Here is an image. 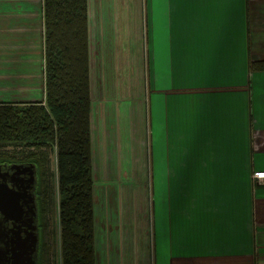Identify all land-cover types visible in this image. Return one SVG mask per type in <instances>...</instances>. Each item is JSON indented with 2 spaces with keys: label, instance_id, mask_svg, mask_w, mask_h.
I'll return each instance as SVG.
<instances>
[{
  "label": "crops",
  "instance_id": "0c3cea01",
  "mask_svg": "<svg viewBox=\"0 0 264 264\" xmlns=\"http://www.w3.org/2000/svg\"><path fill=\"white\" fill-rule=\"evenodd\" d=\"M86 34L100 168L138 90L139 176L97 179L94 264H264V0H86ZM42 36L41 0H0V103L42 98Z\"/></svg>",
  "mask_w": 264,
  "mask_h": 264
},
{
  "label": "trees",
  "instance_id": "16d2710c",
  "mask_svg": "<svg viewBox=\"0 0 264 264\" xmlns=\"http://www.w3.org/2000/svg\"><path fill=\"white\" fill-rule=\"evenodd\" d=\"M41 7L42 98L0 103V157L33 165L41 233L56 194L59 264H94L86 0ZM249 68L264 70V60Z\"/></svg>",
  "mask_w": 264,
  "mask_h": 264
},
{
  "label": "rangeland",
  "instance_id": "374dc122",
  "mask_svg": "<svg viewBox=\"0 0 264 264\" xmlns=\"http://www.w3.org/2000/svg\"><path fill=\"white\" fill-rule=\"evenodd\" d=\"M134 75L132 74V81L137 84V82L134 81ZM159 77H161L162 74H157ZM128 76V74H127ZM114 77V74H93V81L96 84V88L94 92L96 93V97H94L93 102H103L105 101V98H99V94L102 95V90L98 87V82L101 81V86H103V80L104 78H107V81H111V79ZM143 77V81H144ZM100 80V81H99ZM138 81V80H137ZM108 82V84H109ZM133 83V86L128 89L126 93V107L124 108L123 112V106L119 108L118 110L110 111L108 114V126L111 120H113V126L116 125L117 129L112 131L111 139L108 141V147L105 151H107V155H103L102 159V170L96 164V158L93 159V169H92V178H93V193L92 196L96 194L97 188H103L102 186H105V182H103V185L99 183L97 184V179H105V176H115V178H122L121 176H128L131 178V182H134L135 179L139 176V171L137 165V145H136V139L134 137L135 134V127L132 125L131 115L132 112V101L133 98L137 95L138 90L135 89V84ZM132 84V83H131ZM100 85V83H99ZM101 87V88H102ZM147 87V86H145ZM144 87V88H145ZM99 89V90H98ZM101 90V91H100ZM98 93V95H97ZM119 96V95H118ZM120 99H118L117 102H119ZM116 103V102H115ZM100 104V103H99ZM117 104V103H116ZM119 104V103H118ZM124 113V115H123ZM112 114V116H111ZM132 116V115H131ZM112 118V119H111ZM103 138L105 137L102 136ZM102 137L99 138L98 141V149H100L99 142L101 141ZM103 142V140H102ZM92 149V156L95 157V151L96 146L93 144L91 147ZM94 153V155H93ZM52 159L50 163V169L53 168ZM123 167V168H122ZM94 173V174H93ZM95 180V184H94ZM111 180V178H110ZM99 181V180H98ZM105 181V180H104ZM115 180L108 181L107 184H110L113 186ZM108 185V189L111 187ZM96 186V188H95ZM96 189V190H95ZM111 190V188H110ZM57 197L53 195V198L51 199L50 204L47 207L46 213H45V222H46V228L44 232L41 234L40 242H39V249H36L35 253V264H59V256H58V246H57V238H58V229L56 228V218H55V205H56ZM44 249L42 248V245Z\"/></svg>",
  "mask_w": 264,
  "mask_h": 264
},
{
  "label": "flooded vegetation",
  "instance_id": "af4514ba",
  "mask_svg": "<svg viewBox=\"0 0 264 264\" xmlns=\"http://www.w3.org/2000/svg\"><path fill=\"white\" fill-rule=\"evenodd\" d=\"M28 173H31L33 176V183L30 185L28 190V196L32 197L33 211L35 216L28 221V204L26 199H20V207L22 209V214L16 217V220H12L5 215L0 213V248L5 250V257H10L11 247H14L17 244V241H22L23 238L27 237L29 232L27 227L34 226L33 233L37 235V246L36 249H39V242L41 237V218L38 213L37 199L34 193L35 190V172L34 168L31 166V163L27 161H11L9 157H0V185L7 188H13L15 190H21L27 182ZM29 205V206H31ZM36 253V250H35ZM35 253L32 255V259L35 264ZM6 264V263H5Z\"/></svg>",
  "mask_w": 264,
  "mask_h": 264
},
{
  "label": "water",
  "instance_id": "95a60500",
  "mask_svg": "<svg viewBox=\"0 0 264 264\" xmlns=\"http://www.w3.org/2000/svg\"><path fill=\"white\" fill-rule=\"evenodd\" d=\"M33 167V165L31 164ZM33 183V176L31 173H28V178L26 185L21 190H15L13 188H7L0 185V213L6 217L16 220V217L22 214V209L20 207V199L27 198L28 190L30 185ZM26 199L28 204V221H30L34 216L35 212L33 211L32 197ZM31 205V206H29ZM19 215V216H20ZM34 226H28V236L23 238L22 241H17V244L14 247H11L10 257H5V250L0 248V264H33L34 260L32 259L33 253H35L37 246V235L33 229Z\"/></svg>",
  "mask_w": 264,
  "mask_h": 264
},
{
  "label": "built area",
  "instance_id": "2783aa9c",
  "mask_svg": "<svg viewBox=\"0 0 264 264\" xmlns=\"http://www.w3.org/2000/svg\"><path fill=\"white\" fill-rule=\"evenodd\" d=\"M252 179H253V183H260L262 182V180L264 179V172L263 171H255L252 173Z\"/></svg>",
  "mask_w": 264,
  "mask_h": 264
}]
</instances>
